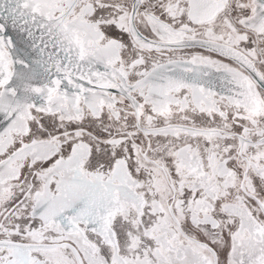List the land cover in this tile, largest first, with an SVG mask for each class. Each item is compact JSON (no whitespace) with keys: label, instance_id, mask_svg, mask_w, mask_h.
I'll use <instances>...</instances> for the list:
<instances>
[{"label":"snow or ice","instance_id":"6c2138e0","mask_svg":"<svg viewBox=\"0 0 264 264\" xmlns=\"http://www.w3.org/2000/svg\"><path fill=\"white\" fill-rule=\"evenodd\" d=\"M0 264H264V0H0Z\"/></svg>","mask_w":264,"mask_h":264}]
</instances>
